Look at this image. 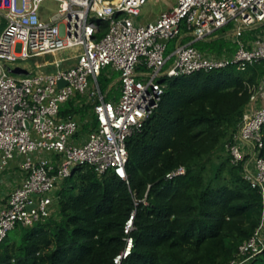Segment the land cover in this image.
Wrapping results in <instances>:
<instances>
[{
  "label": "built area",
  "instance_id": "built-area-1",
  "mask_svg": "<svg viewBox=\"0 0 264 264\" xmlns=\"http://www.w3.org/2000/svg\"><path fill=\"white\" fill-rule=\"evenodd\" d=\"M57 4L54 13L41 7ZM147 0H0V173L18 166L20 184L0 210V244L17 226L32 227L55 212L57 191L78 166L98 175L108 172L128 181L127 142L140 133L158 108L164 80L230 66L246 68L264 61V0H177L157 20L139 24ZM46 14L48 16L44 17ZM108 23L101 39L95 22ZM185 24L186 34L180 38ZM233 25L223 38L235 45L232 54L212 56L195 48ZM251 38L244 40L245 33ZM184 38H190L183 43ZM175 49L167 54L169 42ZM51 56L35 71L25 63ZM110 68L118 73V100L107 101L98 78ZM63 81L65 85L59 87ZM249 105L227 151L234 166L258 189L264 204V77L249 86ZM79 97L91 105L88 135L79 116L62 117L61 108ZM186 173L180 167L168 179ZM147 197V195H146ZM145 204L146 198L143 200ZM29 207H31L29 209ZM134 211L125 226L126 246L114 264H122L134 247ZM264 242V212L256 233L239 248L229 264H251Z\"/></svg>",
  "mask_w": 264,
  "mask_h": 264
},
{
  "label": "trees",
  "instance_id": "trees-1",
  "mask_svg": "<svg viewBox=\"0 0 264 264\" xmlns=\"http://www.w3.org/2000/svg\"><path fill=\"white\" fill-rule=\"evenodd\" d=\"M95 22L103 37L108 23ZM193 46L212 56L235 51L222 36ZM107 74L100 77L109 84L118 79ZM262 77L264 61L165 79L158 108L127 142L128 181L76 167L57 191L54 214L32 227L17 226L0 244V264H114L134 211V247L122 264H229L264 212L262 193L227 151L249 106V86ZM99 78L106 100H118ZM79 100L67 102L60 115L79 116L84 131L96 120L93 107ZM262 135L264 141V126ZM180 167L184 175L167 178ZM251 264H264V242Z\"/></svg>",
  "mask_w": 264,
  "mask_h": 264
},
{
  "label": "rangeland",
  "instance_id": "rangeland-1",
  "mask_svg": "<svg viewBox=\"0 0 264 264\" xmlns=\"http://www.w3.org/2000/svg\"><path fill=\"white\" fill-rule=\"evenodd\" d=\"M176 2H177V0H147V3L142 7L140 16L137 17L135 20L139 24H148L150 22H153L162 13L167 12V11L173 9L174 6L176 5ZM56 8H57V4L55 2H52V1H46L45 3H43V5L41 7L42 10H46V13L47 14H50V15L55 12ZM43 16L46 17L48 15L44 14ZM231 28H233V25H230L229 27L225 28L224 31L222 30L223 32L220 31L217 35L218 36H223V34L225 32H227ZM186 32L187 31L185 29V24H183V27L181 29V36H180V38L183 37L186 34ZM101 38H102V36L97 37L98 40L101 39ZM250 38H251V34L249 32H246L243 39L244 40H248ZM183 41H184V44H185V43H188L189 42V39H184ZM207 42H209V41H207ZM175 45H176V41L169 42V49L167 51V54L171 53L175 49ZM46 60L51 61V60H53V58L51 56H47L45 58H34V59H30V60H28L25 63L18 62V63H15V64H7V65L11 69L15 68L16 66H24L29 71H32V70L35 71L36 66L39 65V64H41V63H43V62H45ZM105 71H108V74L106 76H107V78L109 77V79H110V77H111L110 74L113 73L112 70L110 68H107L106 70H103V72H105ZM118 77H119V75H118ZM99 81L102 84V87L103 88L106 85L109 84V81L107 82L106 79L104 78V76H101L99 78ZM115 82H117V80L114 81V82H112V83H110L108 85V87L110 88L111 85L113 83H115ZM117 87H118V85L117 86L115 85V87H114L115 92L114 93L115 94H118L117 95L118 96L117 98H119V96H120V90ZM88 131H89V129L88 130H84L83 131L84 134H82V136L83 137H86L88 135ZM14 165L15 164H12V166H14ZM3 174H5V173H3ZM19 226H21V225H19ZM14 230L10 231L9 234L12 233Z\"/></svg>",
  "mask_w": 264,
  "mask_h": 264
},
{
  "label": "crops",
  "instance_id": "crops-1",
  "mask_svg": "<svg viewBox=\"0 0 264 264\" xmlns=\"http://www.w3.org/2000/svg\"><path fill=\"white\" fill-rule=\"evenodd\" d=\"M184 39L190 40V38H184ZM211 40H213V39H211ZM183 43H184V41H183ZM259 106H260V103H256L254 105H249L246 108V110L252 111L255 108H258ZM3 173H5V174H3ZM3 173H0V210L6 204L9 194L21 182V174H20V169L18 168V166H12V168L7 169Z\"/></svg>",
  "mask_w": 264,
  "mask_h": 264
},
{
  "label": "water",
  "instance_id": "water-1",
  "mask_svg": "<svg viewBox=\"0 0 264 264\" xmlns=\"http://www.w3.org/2000/svg\"><path fill=\"white\" fill-rule=\"evenodd\" d=\"M65 85V82H63V81H61L60 83H59V87L61 88V87H63ZM31 207H29V209H30Z\"/></svg>",
  "mask_w": 264,
  "mask_h": 264
}]
</instances>
